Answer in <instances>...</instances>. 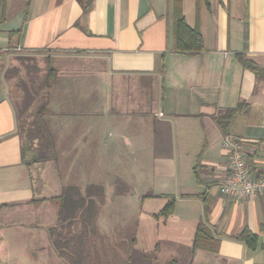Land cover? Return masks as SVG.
Here are the masks:
<instances>
[{
  "label": "crops",
  "instance_id": "obj_1",
  "mask_svg": "<svg viewBox=\"0 0 264 264\" xmlns=\"http://www.w3.org/2000/svg\"><path fill=\"white\" fill-rule=\"evenodd\" d=\"M180 1L185 22L202 35V51H174L175 0L3 1L0 44L19 45L27 58L56 59L58 73L52 87L35 86L19 76L26 58L0 54V248L13 264L20 245L36 264H69L50 233L57 196L68 185L103 188L92 236L126 264L130 254L111 247V232L98 222L107 204L100 181L107 179V163L116 170L108 186L118 180L124 190L114 207L118 199L128 234L135 202L137 229L144 220L160 221L158 244L173 253L167 263L264 264V249L234 238L247 228L263 239L264 194L232 198L219 190L229 172L226 135L244 141L253 174L264 175V0ZM238 54L262 72L243 67ZM58 59L71 60L65 71ZM84 65L91 70L82 72ZM15 95L47 98L43 124L51 143L42 160L22 155ZM236 106L226 134L215 116ZM86 163L91 178L82 180ZM166 196L174 205L163 218L155 214Z\"/></svg>",
  "mask_w": 264,
  "mask_h": 264
},
{
  "label": "trees",
  "instance_id": "obj_2",
  "mask_svg": "<svg viewBox=\"0 0 264 264\" xmlns=\"http://www.w3.org/2000/svg\"><path fill=\"white\" fill-rule=\"evenodd\" d=\"M1 1L0 8L3 5ZM172 33H173V49L177 52H199L203 50V38L201 33L195 28L190 27L185 22L181 11V1L175 0L174 8H172ZM238 60L243 67L249 68L255 74L261 73V68L244 54L237 55ZM45 73L44 87H52L57 76V69L48 63ZM43 88V86H41ZM33 97V96H32ZM28 97L23 103L24 110L27 109L34 100V97ZM47 98L34 109V116L26 122L28 126L23 130L25 141L22 142L21 152L24 156L25 151L31 150L33 153L30 158L31 162L42 160L49 155V145L51 138L43 124V115L46 112ZM240 106L230 108L215 116V119L223 132L228 133L231 121ZM17 120L20 119L21 111L16 113ZM22 127V125H21ZM22 133V132H21ZM248 154L246 152V158ZM251 172H256V166H251ZM257 173V172H256ZM260 174V173H258ZM103 196V188L88 186L84 191L80 190L76 185H68L63 188L57 196L59 205L57 212V224L51 228L52 243L58 250L59 255L64 257L69 264H89L88 247L89 237L97 233L95 219L98 212L99 203L95 197L101 201ZM162 196V195H157ZM169 197L167 203L155 215L166 218L172 211L174 199ZM199 234L203 228L199 226ZM262 237L245 228L240 233L234 235V238L242 241L249 249H264V222L261 224ZM200 236L197 235L194 241V247L198 245ZM134 239H132L133 244ZM142 257H145L142 254ZM126 264H134L132 259V250ZM172 261V260H171ZM168 264H170V262ZM110 264V263H109ZM117 264V262H116Z\"/></svg>",
  "mask_w": 264,
  "mask_h": 264
},
{
  "label": "rangeland",
  "instance_id": "obj_3",
  "mask_svg": "<svg viewBox=\"0 0 264 264\" xmlns=\"http://www.w3.org/2000/svg\"><path fill=\"white\" fill-rule=\"evenodd\" d=\"M15 56L17 55V57L23 58V60H25L24 58H26L27 61L23 62V65L20 67L19 69V76L23 77V78H30L31 81H36L35 86H43L44 87V81H45V73L47 70V60L45 58V55H42L41 58L36 57V58H31L30 56L27 58L26 55L24 54H28V52H25L24 50H21L20 52H15L14 53ZM21 55V56H20ZM50 59V58H49ZM59 60V59H58ZM55 62H57L56 59H53V63L50 59V61L48 63H51V65L53 66L54 64H56ZM59 64L61 66V69H63L65 71V65L67 63H70L71 60H67V59H60ZM56 68V67H55ZM91 70V66L90 65H84L82 67V72H86V71H90ZM62 74V71H61ZM92 81V79H91ZM57 88V87H56ZM55 88V89H56ZM31 96V95H30ZM32 97V96H31ZM23 97L18 96L16 97L15 95V99L13 100L16 105V113H19L21 111V116L20 119L18 120V124L17 127L19 126V130L20 132H22V138L23 141H25V135L23 130L28 126V124L26 122H28L33 116H34V109L43 101L44 96L43 95H39L37 96L33 102L31 103V105L25 110H24V105L23 103H25V101L28 99ZM33 98V97H32ZM22 125V127H21ZM27 157H32V151L31 150H27ZM66 165V164H65ZM73 163H70L69 165L67 164L66 166V170L68 174H71L72 172V168H73ZM82 164H79V167ZM106 165V175H107V179H100L101 182L104 183L105 187H106V191L104 190V203L106 200V203L104 205V203L101 204V206H105V211L103 213L102 217H99V224L101 226L102 230H107L111 233H106V237L110 240V246L113 247L115 250H117V252L119 254H123L124 251L126 252L125 255L128 257L127 254L131 253L132 250V259L134 264H168L167 260H169V258L171 256H173V253L171 254V251L169 252L166 248V246L163 245H159L158 244V237L156 234V226L157 224L160 223V221L157 220H153V219H148V220H144L142 222V225L139 226V228H136L137 223H139V221H137V216L140 213L137 209V206L135 204V202L132 203V211H131V219L133 222V227L131 228L132 233L128 234V231H130V226L128 223H125L123 221L125 213H124V209H123V205L121 206V203L119 201H121L120 196L119 195H123L124 194V190H119V186H117L118 184V180L114 181V188L113 185L107 184V181L109 180V182L111 181V179L115 178V165L114 164H105ZM146 165L149 167L150 164L146 163ZM83 173L79 176L82 180H87L91 178V169L89 164H83ZM80 167V168H82ZM91 167H92V163H91ZM71 170V172H70ZM92 181V180H91ZM96 181H98L96 179ZM117 188V190H116ZM132 189L134 190V186L132 187ZM85 190V189H84ZM82 190V191H84ZM108 190V192H107ZM114 192L116 194H118L117 196H114ZM118 198L117 199V206L116 208L114 207V205L116 204L114 198ZM96 198V197H95ZM120 205V206H119ZM100 206V207H101ZM127 216V215H126ZM129 218V217H128ZM136 222V223H135ZM97 227V226H96ZM13 227L9 226V227H3V230H5V233L8 234V232L12 231ZM120 232V234H116L117 232ZM105 232V231H104ZM103 232V233H104ZM95 236L90 235L89 237V247H88V263L89 264H124V260L122 258L118 259V254L114 255L116 258L112 259L113 257V253L110 252V249L107 248V243H102V246L99 247V244H97V242H94L95 240ZM134 238L133 244L131 241V238ZM131 241V242H130ZM132 244V245H131ZM20 257L21 258H15L14 261L16 264H36V262L33 259V256L31 255V253H27V252H23L21 251L23 248V245H20ZM15 251V249H14ZM9 250L7 253V250H2L0 248V264H13L12 263V259L9 261L7 255H9ZM13 254V253H12ZM142 254L145 255V257H142ZM14 255V254H13ZM112 256V257H111ZM126 257V259H127ZM174 259V258H173ZM120 260H123V262H121ZM129 260H126V262H128ZM65 262H67L65 260ZM169 262V261H168ZM184 264V259H179L177 258L176 261L172 260L170 262V264Z\"/></svg>",
  "mask_w": 264,
  "mask_h": 264
},
{
  "label": "built area",
  "instance_id": "obj_4",
  "mask_svg": "<svg viewBox=\"0 0 264 264\" xmlns=\"http://www.w3.org/2000/svg\"><path fill=\"white\" fill-rule=\"evenodd\" d=\"M21 50L19 45L0 44V54L15 53ZM243 142L242 139L231 135H226L222 141L223 147L228 152L229 172L221 181L219 190L227 197L244 198L264 194V175L257 176L251 172Z\"/></svg>",
  "mask_w": 264,
  "mask_h": 264
}]
</instances>
